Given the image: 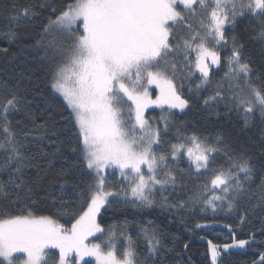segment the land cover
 <instances>
[{
    "label": "snow or ice",
    "instance_id": "1",
    "mask_svg": "<svg viewBox=\"0 0 264 264\" xmlns=\"http://www.w3.org/2000/svg\"><path fill=\"white\" fill-rule=\"evenodd\" d=\"M0 18V39L35 34L44 71L0 87V264H195L189 244L166 247L151 222L142 241L127 220L106 224L113 207L235 213L247 237L225 224L231 242L208 240L204 264H228L236 249L264 264V65L245 42L264 45V0H9ZM197 101L207 120L234 114L241 132L259 129V143L177 124ZM41 202L54 212L37 214Z\"/></svg>",
    "mask_w": 264,
    "mask_h": 264
},
{
    "label": "trees",
    "instance_id": "2",
    "mask_svg": "<svg viewBox=\"0 0 264 264\" xmlns=\"http://www.w3.org/2000/svg\"><path fill=\"white\" fill-rule=\"evenodd\" d=\"M9 0H0V5L7 4ZM5 26V21L0 18V27ZM35 34L29 29L22 35L21 39L16 43H10L6 39H0V48L7 47L8 53L0 52V87L7 86L15 88L18 84L23 89L29 85V81L37 82L38 78H42L44 71L36 62L35 53L31 50L29 41H32ZM246 56L250 58L256 67L264 65V45L251 41L245 37ZM224 70L218 71L213 77V87L216 81L223 77ZM187 87V85H186ZM46 91V90H45ZM207 93H205L206 95ZM28 99L33 101V111L42 110L43 100L41 95H35L31 92L28 94ZM221 111L223 109L221 108ZM158 116L159 110L152 112ZM207 112L200 106L197 101L195 106L190 108L184 114H177L175 122L183 125L184 128L191 132L197 131L205 136H213L215 133H222L230 139L237 147L247 145L252 147V143L257 144L260 141L259 129H250L247 132L240 131V121L233 114L231 120L221 116L219 121L215 117L212 120L206 119ZM19 115L16 119H20ZM215 121V122H213ZM176 128H173L170 135H175ZM35 150V149H33ZM258 155V153H257ZM63 163L61 160L54 161V168L58 169ZM182 168H186V163L181 164ZM56 195H60L57 189H54ZM65 199H74L75 194L71 186H66ZM34 211L37 214H52L54 209H51L49 204L38 203ZM104 222L120 223L125 220L131 223L130 232L134 238L142 241L139 237V226L151 225L164 234V243L168 248H174L176 252H183V245L189 244V250L183 255L186 261L188 256L192 257L195 264H204L207 255L206 240H212L214 243L223 244L230 243L231 239L228 230L224 227L225 224H232L237 231L238 238H246L249 231L245 227L243 231L236 228L238 223L235 213L226 211H217L213 214L211 211L201 213L197 210L195 213H184L183 216H169L167 213L161 212L159 209L153 210H136L130 207L127 208H110L103 214ZM68 218L63 217L61 222H65ZM205 225L202 228H197V224ZM255 227H259V220H254ZM142 246V245H141ZM236 254L228 256V264H250L253 258L251 251L234 250ZM179 259V257H178Z\"/></svg>",
    "mask_w": 264,
    "mask_h": 264
},
{
    "label": "rangeland",
    "instance_id": "3",
    "mask_svg": "<svg viewBox=\"0 0 264 264\" xmlns=\"http://www.w3.org/2000/svg\"><path fill=\"white\" fill-rule=\"evenodd\" d=\"M236 250H244V249H236Z\"/></svg>",
    "mask_w": 264,
    "mask_h": 264
},
{
    "label": "water",
    "instance_id": "4",
    "mask_svg": "<svg viewBox=\"0 0 264 264\" xmlns=\"http://www.w3.org/2000/svg\"><path fill=\"white\" fill-rule=\"evenodd\" d=\"M205 242L207 243V240Z\"/></svg>",
    "mask_w": 264,
    "mask_h": 264
}]
</instances>
